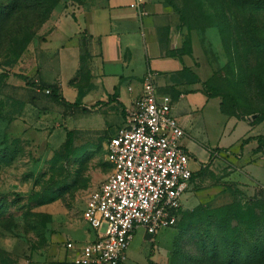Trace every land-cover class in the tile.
<instances>
[{
  "label": "rangeland",
  "instance_id": "374dc122",
  "mask_svg": "<svg viewBox=\"0 0 264 264\" xmlns=\"http://www.w3.org/2000/svg\"><path fill=\"white\" fill-rule=\"evenodd\" d=\"M103 1L0 0V264H31L48 244L63 248L64 235L89 236L80 213L109 171L103 142L136 97L127 108L132 91H120L122 102L117 89L98 96L85 36L75 74L54 82L72 104L21 75L40 79L34 47L49 28ZM165 2L179 50L192 44L202 64L200 89L227 114L264 113V0ZM211 154L181 195L176 223L153 235L137 227L122 264H264V186L227 165L225 154L218 162Z\"/></svg>",
  "mask_w": 264,
  "mask_h": 264
},
{
  "label": "crops",
  "instance_id": "0c3cea01",
  "mask_svg": "<svg viewBox=\"0 0 264 264\" xmlns=\"http://www.w3.org/2000/svg\"><path fill=\"white\" fill-rule=\"evenodd\" d=\"M132 1L104 0L97 7L59 19L36 41L37 81L63 85L73 76L83 49L81 36H85L88 78L98 96L117 89L122 102L120 91H132L131 101L122 102L128 108L140 93L142 78L150 76L156 92L170 99V113L183 130L180 143L190 156L192 170L206 161L209 152L214 161L225 154L227 165L264 186V143L257 141L264 139V115L253 119L254 113L237 117L224 112L220 98L199 87L205 76L194 46L179 50L173 12L165 0H143L141 13L129 5ZM63 70L66 75L61 79ZM64 89L69 90L68 86ZM82 223L87 238L64 235V240L91 238L93 231ZM128 249L129 244L124 259ZM69 253L60 243H50L31 264H74Z\"/></svg>",
  "mask_w": 264,
  "mask_h": 264
},
{
  "label": "built area",
  "instance_id": "2783aa9c",
  "mask_svg": "<svg viewBox=\"0 0 264 264\" xmlns=\"http://www.w3.org/2000/svg\"><path fill=\"white\" fill-rule=\"evenodd\" d=\"M141 4L143 0L129 3L138 13ZM182 135L169 97L156 92L150 76L143 77L133 109L103 142L109 171L81 209L93 236L63 241L71 263L121 264L137 227L153 235L176 223L194 171Z\"/></svg>",
  "mask_w": 264,
  "mask_h": 264
},
{
  "label": "trees",
  "instance_id": "16d2710c",
  "mask_svg": "<svg viewBox=\"0 0 264 264\" xmlns=\"http://www.w3.org/2000/svg\"><path fill=\"white\" fill-rule=\"evenodd\" d=\"M0 76H4V73H0ZM21 76H22L21 78L23 79L24 83L27 84V85H30V86H45L46 87L45 89L47 90L46 92H48V96L51 98V100L56 101V102H58L59 104H62V105H70V104H72V102L66 100L63 96L57 95V93H56V84L55 83H42L41 81H33V80L30 79V76H28L26 74H22ZM252 113L255 114V117L253 119L257 118L258 116L264 115V113L260 114L258 111H252L249 114H252ZM257 141L259 143H264V139H262V137H258ZM193 172H192V176H193Z\"/></svg>",
  "mask_w": 264,
  "mask_h": 264
}]
</instances>
